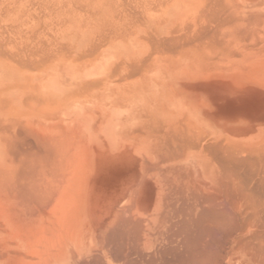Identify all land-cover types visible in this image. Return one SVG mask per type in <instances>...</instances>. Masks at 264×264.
<instances>
[{
  "label": "bare ground",
  "instance_id": "1",
  "mask_svg": "<svg viewBox=\"0 0 264 264\" xmlns=\"http://www.w3.org/2000/svg\"><path fill=\"white\" fill-rule=\"evenodd\" d=\"M130 1L2 50L0 264H264V0Z\"/></svg>",
  "mask_w": 264,
  "mask_h": 264
},
{
  "label": "rangeland",
  "instance_id": "2",
  "mask_svg": "<svg viewBox=\"0 0 264 264\" xmlns=\"http://www.w3.org/2000/svg\"><path fill=\"white\" fill-rule=\"evenodd\" d=\"M116 1L118 4L115 3ZM125 1L126 0H0V43L2 45V50L5 49V53H8V52L13 53V51L17 50L15 47L16 45H17V47L21 45L20 48H24L25 45L29 46L31 44L34 46V43H40L42 41L45 42V44L46 43L48 44L52 40L55 41L53 35L59 36V38L57 36L55 37L56 41L63 40L62 39L63 37H67L66 39H68V35H66V34L70 33L73 30L71 28V26H73V23H75L78 20L79 16L82 17V18L79 17V19H80V20H78L79 23L80 22L84 23V21L85 22L87 21L88 23H91V21H92V23H93L94 21H96L97 14L99 13L100 10H102V12L105 13L108 10V7L112 3H113L112 5L115 4L114 5L115 8L117 7V5L120 4L121 6H119L117 8L119 9L121 7L120 10H122L123 9L122 6L125 7V4L127 5V3H129L128 2L129 0H127L126 3H125ZM140 1L141 0H139V2ZM143 1L146 4L144 6V8L142 6L140 7V11L142 12L143 15H144V13H146L147 15L148 14L152 15V14L162 13V11H163V5L162 4H161L162 6L159 4L161 6V7H159L156 1H153V3H152V1L150 2V0H142L141 4H143L142 3ZM130 2H132V0ZM162 2H164V1H162ZM43 3H46L47 5L43 4ZM135 3H133V5ZM154 3H155V5H154ZM86 5H87V7H86ZM152 5L154 7L157 5L156 6V8H157L156 11L158 10L157 12L155 10L154 11L151 10V9H154V7H152ZM150 7H152V8L149 9ZM67 8H69V10H67ZM74 8H75V10H74ZM86 8L88 11L86 10ZM71 9H73V10H71ZM124 9H126V8H124ZM66 10L68 11V13ZM144 10H145V12H144ZM146 10H148V11H146ZM71 12L73 14L75 12L78 15L74 14L72 16ZM152 12H154V13H152ZM100 13H101V11H100ZM109 13H110V11H109ZM146 14H145V16H146ZM75 15H77V16H75ZM92 16L94 19H92ZM110 17H111V15H110ZM60 19L64 23L63 24V26L65 25L64 27L61 26L62 22H61V24L59 22H57ZM83 19H86V20L82 21ZM64 20H66V23ZM52 21L54 24L56 22L57 23L54 25L52 23ZM69 21H71V22H69ZM72 21H73V23H72ZM70 23H72V25H70ZM68 24H69V27L67 26ZM58 25H60L61 27H59ZM43 27H45V28H43ZM36 30H39V31H36ZM46 30H48V31H46ZM42 31H45V32H42ZM40 32L43 34H41L39 36ZM24 34H27V35H24ZM31 34L33 37L31 36ZM29 35L32 37L31 41H30V38H28ZM35 36H37V37L35 38ZM20 37H21V39H20ZM22 37H23V39L27 38V39H25L27 44H26L25 40L22 41ZM38 37H42V38L40 39ZM19 39L21 40V43H19V41H20ZM14 40L16 42L18 41L17 43H19V44H17ZM46 40H47V42H46ZM9 41H11L12 43L15 42L16 45H13ZM31 45H30V47L32 48ZM8 47H9V49H8ZM11 50H12V52H11ZM5 53L3 52V54H5ZM254 95L263 96V98H264V93L261 91H256L254 93ZM244 102H245L244 96L242 97L240 102H236V100H233V99H226L228 111H232V112L237 111V112L241 113L242 111L248 110V108H246V104H244Z\"/></svg>",
  "mask_w": 264,
  "mask_h": 264
},
{
  "label": "crops",
  "instance_id": "3",
  "mask_svg": "<svg viewBox=\"0 0 264 264\" xmlns=\"http://www.w3.org/2000/svg\"><path fill=\"white\" fill-rule=\"evenodd\" d=\"M83 37V36H82ZM85 38V37H84ZM0 49H1V51H0V53H2L1 55H0V62L2 63L3 62V59H4V57H6V55H8V54H3V52H2V45L0 44ZM136 53V52H135ZM3 55V56H2ZM136 55H138V54H136ZM7 59V58H6ZM107 61V60H106ZM110 61V60H109ZM5 62H6V64H5ZM3 64H1L0 63V96H2V92L1 91H3L2 90V88H4L3 87V83H6L7 81H9V79L10 78H12V79H10V81H9V83H15L16 82V74L18 75V71L16 70V68H15V66L13 67L12 65H11V63H8L7 61H5ZM105 62V61H104ZM102 66V67H101ZM63 68V70L65 71V68H64V66H62L60 69H62ZM59 68H58V73H57V75H56V77H53V79H51L50 81H47L46 82V85L48 86V88H47V90H48V94L51 96V98L53 99V100H61V99H64L65 98V95L68 93V92H70V91H72L73 89H75V88H71V90L69 89L68 91L66 90V81H67V77L64 75V71L62 70V74H63V76L61 77L59 74H60V70ZM105 69H107V71L105 70ZM117 69V68H116ZM4 70V71H3ZM69 70V69H68ZM96 70L98 71V70H103V73H105V71H106V75H108L109 74V72H111L112 71V69L111 68H109V66H105L103 63H93V64H88V65H79V66H75L73 69H72V71L74 72V73H76L77 75H79V78H81L82 76H83V72L84 73H86V71L87 72H96ZM105 70V71H104ZM7 71V72H6ZM10 74H9V73ZM108 73V74H107ZM3 74H4V76H3ZM59 75V76H58ZM5 77H7V79L5 78ZM9 78V79H8ZM61 78V79H60ZM64 80H63V79ZM61 80V81H60ZM68 80H69V78H68ZM64 81V82H63ZM74 87V86H73ZM50 90H51V92H50ZM56 90V91H55ZM63 91V92H62ZM50 92V93H49ZM12 96H14V94L13 95H11L10 97H12ZM57 97V98H56ZM1 99H2V97H0ZM56 98V99H55ZM0 99V100H1ZM2 101V100H1ZM94 101V100H93ZM106 103H109V102H111L112 100H109V102H108V99H106V100H104ZM94 102H96V103H94ZM94 102H91L92 104H95V106H97L96 108H98V103H101V102H98V101H94ZM54 106H56V104H54ZM94 106V105H93Z\"/></svg>",
  "mask_w": 264,
  "mask_h": 264
}]
</instances>
